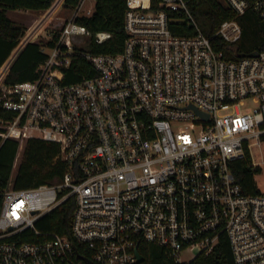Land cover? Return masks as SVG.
I'll return each mask as SVG.
<instances>
[{
  "label": "built area",
  "instance_id": "2783aa9c",
  "mask_svg": "<svg viewBox=\"0 0 264 264\" xmlns=\"http://www.w3.org/2000/svg\"><path fill=\"white\" fill-rule=\"evenodd\" d=\"M85 1L34 79L0 82V107L14 114L0 119V135L20 147L57 143L66 165L55 184L1 192L0 264H137L140 241L176 264H264V193H246L232 170L246 155L257 168L251 148L264 144V50L234 47L242 28L233 19L220 23L219 41L205 36L190 0H126L123 50H76L92 36L75 20L91 14L81 13ZM252 7L264 22V0ZM180 21L195 32L176 34ZM76 51L95 74L67 83ZM71 197L69 235L40 231Z\"/></svg>",
  "mask_w": 264,
  "mask_h": 264
},
{
  "label": "trees",
  "instance_id": "16d2710c",
  "mask_svg": "<svg viewBox=\"0 0 264 264\" xmlns=\"http://www.w3.org/2000/svg\"><path fill=\"white\" fill-rule=\"evenodd\" d=\"M79 1L64 0L60 10L63 8L75 9ZM246 1L248 8L242 14L236 13L224 0H190L189 10L200 31L215 41H219V38L214 37V34L223 20H237L241 25L242 35L234 47L248 54L264 50V22L253 9V0ZM53 2L54 0H0V82L12 63L5 76V84L11 85L34 79L36 69L47 58L44 48H50L54 45L58 32V30L51 31L50 38L47 40L29 42L19 54L23 45L34 36L30 34L29 30L24 36L27 26L9 18L7 12L9 10H23L39 15L43 14ZM61 2L62 0H55L45 14L54 11ZM125 11L126 0H94V8L91 14H81L75 19L77 23L85 26L92 33V36L86 40V47L75 46V49H86L92 54L121 52L127 36L124 29ZM46 18L42 16V19L35 24L43 23ZM177 24L179 26L176 34L189 35L195 32L194 28L188 26L184 21ZM101 31L109 32L110 37L98 43L94 39V34ZM23 36L24 38L20 42ZM94 74L95 71L91 63L81 52L76 51L71 57V64L65 71V82H79L82 78ZM13 115L12 112L0 107V119L9 120ZM19 148L20 142L18 140L4 138L0 135V206L1 192L10 184L14 189H26L40 184L51 185L59 182L65 171V163L55 160L58 153L57 143L38 138H28L23 143L20 153ZM232 170L246 193L257 192L253 174L258 169L251 168L249 155L235 161L232 164ZM74 208L75 200L71 197L39 220L36 223L37 228L44 233L55 232L59 235H69ZM139 250L144 261L137 264H176L169 252L161 246L140 241ZM227 257L229 259V251L226 249ZM226 264H229V260L226 261Z\"/></svg>",
  "mask_w": 264,
  "mask_h": 264
},
{
  "label": "rangeland",
  "instance_id": "374dc122",
  "mask_svg": "<svg viewBox=\"0 0 264 264\" xmlns=\"http://www.w3.org/2000/svg\"><path fill=\"white\" fill-rule=\"evenodd\" d=\"M63 5V4H62ZM94 8V0H86L83 6V10L81 13L85 12V9ZM61 7L55 12H49L48 15L37 14L34 12H15L12 13L13 10L7 12L9 18H14L19 23L24 24L29 29V32L32 36H35L38 32L36 40H47L48 35L53 30H58L65 20L71 19L75 9H65L60 10ZM48 10V9H47ZM12 13V14H11ZM38 15V16H36ZM42 16L47 17L43 23L35 24L38 20L42 19ZM34 24V25H33ZM32 25V26H31ZM31 26V27H29ZM80 43V40H77V44ZM80 47H86L84 43L80 44ZM44 52L48 53V48H44ZM21 152V147L19 148V153ZM252 160L256 164L258 171L253 174V179L255 182V186L257 190H260L264 193V144L252 145L251 148ZM19 156V155H18ZM17 161V160H16Z\"/></svg>",
  "mask_w": 264,
  "mask_h": 264
},
{
  "label": "crops",
  "instance_id": "0c3cea01",
  "mask_svg": "<svg viewBox=\"0 0 264 264\" xmlns=\"http://www.w3.org/2000/svg\"><path fill=\"white\" fill-rule=\"evenodd\" d=\"M54 2H55V0H54ZM54 2H53V3H54ZM63 2H64V0H62L61 4H60V5H59L54 11H52V13H55V12H56V11L62 6ZM53 3H52V5H53ZM52 5H51V6H52ZM51 6H50L49 8H51ZM49 8H48V9H49ZM9 11H10V10H9ZM15 12H30V11L13 10L12 13H15ZM45 12H47V10H46ZM12 13H11V14H12ZM48 14H49V13H47V14H45V15H48ZM40 15H41V14H40ZM36 16H38V15H36ZM11 19L14 20V18H12V15H11ZM14 21H16V20H14ZM16 22H17V21H16ZM31 26H32V25H31ZM31 26H29V27H31ZM28 30H29V29L26 30L24 36L26 35V33H27ZM40 31H41V30H39L38 32H40ZM38 32H37V34H38ZM37 34H36L32 39L28 40V41L23 45V47H22V48L20 49V51H19V54L21 53V51L24 49V47H25L29 42H34V41H36ZM24 36L21 38L20 42L22 41V39L24 38ZM20 42L18 43V45L20 44ZM18 45H17V46H18ZM17 46H16V47H17ZM16 47H15V48H16ZM15 48H14V49H15ZM14 49H13V50H14ZM13 50H12V51H13ZM11 53H12V52H11ZM11 53H10V54H11ZM19 54H18V55H19ZM9 56H10V55H9ZM16 58H17V57H16ZM14 61H15V60H14ZM14 61H13V62H14ZM12 64H13V63H12ZM12 64H11V65H12ZM11 65H10V67H11ZM10 67L7 69V71H6L5 74L3 75L1 81H4L5 76H6L7 72L9 71Z\"/></svg>",
  "mask_w": 264,
  "mask_h": 264
},
{
  "label": "water",
  "instance_id": "95a60500",
  "mask_svg": "<svg viewBox=\"0 0 264 264\" xmlns=\"http://www.w3.org/2000/svg\"><path fill=\"white\" fill-rule=\"evenodd\" d=\"M143 260H144V257L137 252V261L142 262Z\"/></svg>",
  "mask_w": 264,
  "mask_h": 264
}]
</instances>
